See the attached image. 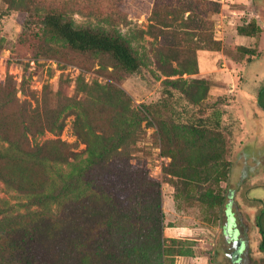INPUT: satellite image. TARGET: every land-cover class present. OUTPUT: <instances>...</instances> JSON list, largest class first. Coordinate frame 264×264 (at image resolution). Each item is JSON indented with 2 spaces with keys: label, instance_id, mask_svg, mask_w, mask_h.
I'll return each mask as SVG.
<instances>
[{
  "label": "rangeland",
  "instance_id": "obj_1",
  "mask_svg": "<svg viewBox=\"0 0 264 264\" xmlns=\"http://www.w3.org/2000/svg\"><path fill=\"white\" fill-rule=\"evenodd\" d=\"M156 1L38 0L47 8H64L77 27L115 31L126 39L140 69L115 70V79L108 75L112 67H102L110 63L105 55L81 54L53 40L38 53L31 30L24 27L35 13L2 5L0 83L9 77L20 100L55 106L60 90L78 97L76 79L82 71L87 82L118 83L132 108L148 112L131 166L105 165L89 172L101 179L107 200L70 205L63 215H42L36 249L62 264H78L71 245L86 238L90 248L103 241L125 250L131 260L121 264H264L255 225L264 208V109L258 95L264 86V0H216L220 12L197 0H163L157 7ZM155 7L159 14L154 18ZM199 19L206 21L207 36L220 38L219 48L200 37ZM161 100L169 104L161 106ZM215 103L225 111L221 132L185 122L182 105L206 115ZM77 110L65 111L60 133L46 131L34 142L61 139L86 158L87 144L74 130ZM91 112L101 121L107 117L98 109ZM139 170L161 190L160 225L125 212V185L116 180V172L138 178ZM0 197L14 210L26 211V200L1 180ZM229 201L238 238L245 241L243 263L228 254L235 245L224 232ZM104 264L119 262L105 259Z\"/></svg>",
  "mask_w": 264,
  "mask_h": 264
},
{
  "label": "trees",
  "instance_id": "obj_2",
  "mask_svg": "<svg viewBox=\"0 0 264 264\" xmlns=\"http://www.w3.org/2000/svg\"><path fill=\"white\" fill-rule=\"evenodd\" d=\"M197 1L211 4L214 12H220V2L216 0ZM162 2L157 0L156 7ZM3 4L11 10L35 13L24 27L31 30L38 53L43 54L47 49L45 42L53 40L81 54L105 55L110 63L102 64V67L106 70L112 67L108 74L110 78L115 79V70L133 73L140 69L139 58L118 32L77 27L64 8H47L38 0H0V18L4 15ZM156 7L152 13L154 18L159 14ZM205 25V20H197L196 30L200 37L204 36L214 49L219 48L221 40L207 36ZM82 73L76 79L78 97L57 91L59 103L55 106H50L48 101L34 105L20 100L18 88L9 77L0 83V141H3L0 145V180L8 190L18 192L26 200V211L22 212L14 210L0 197V264H62L61 260L46 258L36 249L35 237L41 216L63 215L70 205L107 200L101 179L89 175L90 170L105 165L131 166L130 155L142 135V122L148 112L132 108L128 95L118 83L87 82ZM258 95L264 109V86ZM167 103V100L160 101L161 106H167ZM74 106L78 107L74 130L87 144L86 158L80 157L61 139L34 142L46 131L60 133L65 127V111ZM181 107L186 113L185 122L195 129L221 132L224 128L225 111L216 103L210 106L206 115L191 113L184 105ZM94 109L107 117L103 121L94 117L91 112ZM167 141L169 143L171 138L167 137ZM116 176V180L120 183L122 180L125 185L122 194L125 212L152 225L162 224L161 190L148 173L139 170V177L134 178L124 177L118 171ZM256 225L264 231L263 216L258 217ZM259 247L264 251V236ZM71 249L78 264H104L105 259L121 264L131 260L125 250H118L103 241L90 248L84 238L71 245Z\"/></svg>",
  "mask_w": 264,
  "mask_h": 264
},
{
  "label": "flooded vegetation",
  "instance_id": "obj_3",
  "mask_svg": "<svg viewBox=\"0 0 264 264\" xmlns=\"http://www.w3.org/2000/svg\"><path fill=\"white\" fill-rule=\"evenodd\" d=\"M262 151H264V149L261 150L260 155L264 156V152H262ZM230 204H231V202L229 201V202H227V205H226V218H227V220L224 223V232H225L226 236H227V234H230L231 237L229 238V242L234 241V244H235L236 238L239 237L240 229L237 227L236 215H235V212L232 211V209L230 208ZM259 216H263V219H264V208L262 209V212L256 217V220L258 219ZM226 224L228 226V231H226ZM258 229H259V232L261 234V237L264 236V231H261V229L259 227H258ZM240 240H242V239H240ZM244 243H245V241H244ZM237 246H238V244H235L234 248H236ZM245 250H246L245 245H243L242 252L240 255V262H237V263H243L244 258H245L244 254H246Z\"/></svg>",
  "mask_w": 264,
  "mask_h": 264
},
{
  "label": "water",
  "instance_id": "obj_4",
  "mask_svg": "<svg viewBox=\"0 0 264 264\" xmlns=\"http://www.w3.org/2000/svg\"><path fill=\"white\" fill-rule=\"evenodd\" d=\"M226 231H228L227 224H226ZM230 237H231L230 234H227V239H229ZM235 244H238V246L236 248H233L231 251H229L228 254L233 262H240L242 247L243 245H245V243L243 240H240V238H236Z\"/></svg>",
  "mask_w": 264,
  "mask_h": 264
},
{
  "label": "crops",
  "instance_id": "obj_5",
  "mask_svg": "<svg viewBox=\"0 0 264 264\" xmlns=\"http://www.w3.org/2000/svg\"><path fill=\"white\" fill-rule=\"evenodd\" d=\"M221 38H223V36ZM218 39H220V38H218Z\"/></svg>",
  "mask_w": 264,
  "mask_h": 264
}]
</instances>
